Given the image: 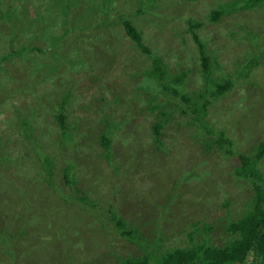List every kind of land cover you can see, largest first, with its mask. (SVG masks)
<instances>
[{
  "label": "rangeland",
  "instance_id": "374dc122",
  "mask_svg": "<svg viewBox=\"0 0 264 264\" xmlns=\"http://www.w3.org/2000/svg\"><path fill=\"white\" fill-rule=\"evenodd\" d=\"M140 1L110 0L104 7V0H67L69 17L60 0L0 2L22 9L28 18L21 16V27L31 31L12 42L0 35V54L24 43L47 52L50 42L40 25L52 36L68 30L73 40L61 46L67 60L52 73L46 74L47 63L54 61L36 52L28 54L30 62L18 56L3 64L11 75L0 71V264H120L148 250L161 255L197 243L220 246L229 240V220L239 218L252 197L251 184L233 172L236 159L215 140L224 131L234 151L253 159L264 140V47L250 55L263 52L254 67L245 68L248 80L234 82L239 73L231 66L249 55L251 33L263 41L264 6L211 22L213 11L234 0H152L142 13ZM37 8L48 15L46 25L36 21ZM103 19L109 23L99 28ZM124 19L133 21L143 44L163 59V82L186 73L182 93L191 98L179 100L185 109L205 91L188 20L202 23L196 33L221 65L212 59L215 78L223 70L232 72L231 90L208 108L205 120L212 133L190 110L178 113L173 94L163 95V82L150 73L152 58L135 46ZM35 35L41 36L32 39ZM7 42L11 49L4 47ZM84 56L95 58L90 68L82 66ZM42 73L43 80L28 89ZM67 92L69 142L55 109ZM164 112L172 118L161 129L159 147L153 125L164 120ZM25 120L32 126L29 137ZM108 124L114 125L113 160L100 143ZM36 146L48 164L40 161ZM70 166L71 183L65 178ZM257 166L264 174V157ZM110 205L129 231L136 230L134 238L114 228Z\"/></svg>",
  "mask_w": 264,
  "mask_h": 264
},
{
  "label": "trees",
  "instance_id": "16d2710c",
  "mask_svg": "<svg viewBox=\"0 0 264 264\" xmlns=\"http://www.w3.org/2000/svg\"><path fill=\"white\" fill-rule=\"evenodd\" d=\"M35 0H11V3L16 2L17 4L21 3H30ZM67 0H60L64 4V14L66 17H69L68 13L71 12L69 6L66 4ZM110 0H104V7H106V3H109ZM158 0H154V2H157ZM2 2V0H0ZM55 2V1H54ZM153 3L152 0H142L140 1V12L142 13L144 9H146L149 4ZM77 4V3H76ZM75 4V5H76ZM264 6V0H234L232 3H228L227 5L220 6L219 9L216 11H213L210 16L211 22H218L220 19L224 16V14H228L230 12L239 11V10H252L254 8ZM139 12V13H140ZM21 16H23V19H27L28 16H26V13L21 10H15L6 8V5L0 6V27L3 26L5 29L4 32L0 30V35L6 39L8 37V41H15L16 37L24 36L31 31H29L28 28L22 29L21 27ZM36 21L40 24L44 23V20L48 18H45L44 14L40 12V9L37 8L36 12ZM108 20V19H107ZM103 19L102 23H99L97 26L100 28L103 25H107L109 22ZM189 24V32L192 35L194 43L198 47V54H199V61L201 63L202 72L204 75V78L206 79V83L204 86V92L203 95H201V100L198 102H191L190 100V106H187V109L190 110L191 117H195L196 122H200L203 129L206 131L207 134L212 133L213 129H211L205 120L206 116L208 115V108L214 103V100L220 99L224 95H226L232 88V79L227 80L231 77V73H227V71H222L220 73V77L215 78L214 72L211 68L212 59L214 60V64L216 67L220 68V63L217 62L216 58L213 55H210L209 51L206 50L205 44L196 33V30L202 27V23L195 22L192 19L188 20ZM46 25V20H45ZM123 26L128 34V36L135 42V46L144 54H147L149 57L152 58V66L150 69V73L157 77L158 80L161 82L165 81V76L167 75L166 72V66L163 61V59L157 55L155 52L152 51L151 48L143 44L142 42V34L137 29L135 24L130 19H124L123 20ZM19 27V30L16 28ZM40 29L42 30V34H44L45 40L49 41L50 44L46 48H50L47 50L43 49L42 47H39L37 45H34L32 47H29L26 43L21 45L19 49L12 50L5 54H0V71H6L5 66L3 64H7L9 61H12L16 57H22L23 59H26L28 62L31 61L32 57L28 54L32 52H36L39 54H45L48 56L47 58H51L54 62L53 63H47V70L46 74L48 72L52 73L50 69H54V67H60L59 63L64 62L67 60V57L64 55H61L64 53V49L62 50V45L64 43H67L68 40L71 42L73 41L70 39V36H68L69 31L67 30L65 34L61 35H50L49 32L43 33L45 28L44 26L40 25ZM41 34V35H42ZM34 35V34H33ZM41 35H35V37H31L32 39L37 38ZM251 39H252V46L249 55L245 58L246 63L240 61H234V63L231 65L232 68H235L234 74H238V77L235 79L234 82H236L239 78H246L245 80H248L249 74L246 72L247 67H254L256 63L259 62V58L263 55L262 51H259V54L256 56H250L252 53L256 52L258 48L260 50L262 47H264V38L263 41H260L258 36H256L254 33H251ZM7 41V40H6ZM97 44V43H96ZM92 46V45H90ZM4 47H9L11 49V46L8 44ZM30 48H34L35 51L29 50ZM89 48V46L87 47ZM92 50V48L90 47ZM86 53V51H85ZM85 53L83 55H85ZM67 54V52H65ZM103 56V55H102ZM104 57V56H103ZM105 58V57H104ZM249 59V60H247ZM33 62V61H32ZM31 62V63H32ZM95 62V58H90L84 56L82 66L84 68L91 67ZM244 64H240V63ZM213 64V63H212ZM34 65V64H32ZM35 68V67H34ZM245 69V70H242ZM33 70V69H32ZM36 69V71H38ZM247 71H249L247 69ZM5 72V73H6ZM9 75L12 73L7 72ZM42 76L36 75L34 77V83H27L26 87L32 88L39 82H41L45 76V73L41 74ZM186 73H176L174 76L171 77V80L168 82H163V88L164 92L163 95L167 94H173V98L177 100L175 105L177 107L178 113H187V109H185L182 104L179 102V100H182L184 102L189 103V98L191 96H187L185 93H182V89L185 82ZM223 77H226V80L223 82L220 81ZM29 89V88H28ZM26 90V89H25ZM64 93V92H63ZM61 97V100L55 104V109L57 111V120L60 125V129L62 130V136L64 139L69 142L72 139V134L70 130H68V127L65 124L66 119V104L69 103V97L70 93L67 92ZM167 101H170V99H167L164 103ZM162 106V104H158L155 106H152L151 109L159 110V108ZM164 120L160 122H156L153 125V134L155 136V141L159 147H162V141L159 137L161 135V129L165 128L167 124L170 121V118H172V113H165L164 112ZM193 119V118H192ZM25 127L27 128L26 134L27 136L32 135V126L29 124L27 120H25ZM109 129L104 130L102 134L100 135V143L101 146L105 152L106 158L108 160H113V153H112V138L110 135V132L114 125L108 124ZM216 138V142L219 144H222L226 146L227 154L229 156H233L234 159H236L235 165H234V174L237 177L243 178L246 181H248L251 186L253 187V194L252 197L247 199L244 204V209L242 210V214L237 219L229 220L227 225V232L229 235V240L223 245L218 246H212V244L206 243H197L194 244L191 247L186 248H176L173 250H168L161 255H158L157 250H148L143 253L141 257L135 258V259H126L120 264H260L264 263V174L262 173L261 169L258 168L257 163L264 157V140L260 142L259 144V153L256 156L255 159L250 158L249 156H244L243 154H238L236 151H234L232 147V142L230 138L226 135L224 131L218 132ZM39 148L36 146V151H38ZM38 155L46 164L50 162V159L45 156L44 152L38 151ZM71 166L65 171L66 180L71 183ZM130 178V175L129 177ZM87 202V201H86ZM89 206H93L91 203L87 202ZM110 211V217L111 221L113 223L114 228L118 231V233L122 236L127 235H133L135 233L133 229L128 230L126 228L125 221L116 213L114 207L112 205L109 206ZM194 226H198V223H195ZM135 235H133V238Z\"/></svg>",
  "mask_w": 264,
  "mask_h": 264
}]
</instances>
